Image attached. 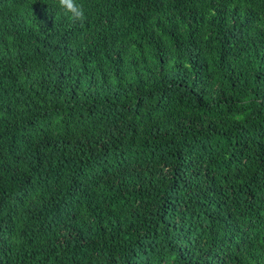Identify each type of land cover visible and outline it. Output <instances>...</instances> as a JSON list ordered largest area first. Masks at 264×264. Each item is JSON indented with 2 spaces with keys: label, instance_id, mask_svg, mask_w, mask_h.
Wrapping results in <instances>:
<instances>
[{
  "label": "trees",
  "instance_id": "obj_1",
  "mask_svg": "<svg viewBox=\"0 0 264 264\" xmlns=\"http://www.w3.org/2000/svg\"><path fill=\"white\" fill-rule=\"evenodd\" d=\"M0 0V264H264V0Z\"/></svg>",
  "mask_w": 264,
  "mask_h": 264
},
{
  "label": "clouds",
  "instance_id": "obj_2",
  "mask_svg": "<svg viewBox=\"0 0 264 264\" xmlns=\"http://www.w3.org/2000/svg\"><path fill=\"white\" fill-rule=\"evenodd\" d=\"M54 7L73 23L83 22L86 18L84 6L79 0H55Z\"/></svg>",
  "mask_w": 264,
  "mask_h": 264
}]
</instances>
